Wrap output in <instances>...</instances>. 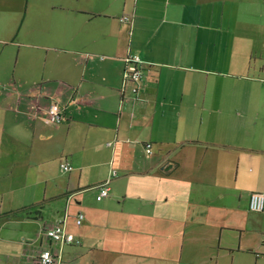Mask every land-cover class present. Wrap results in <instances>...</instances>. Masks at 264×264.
<instances>
[{"label": "crops", "instance_id": "0c3cea01", "mask_svg": "<svg viewBox=\"0 0 264 264\" xmlns=\"http://www.w3.org/2000/svg\"><path fill=\"white\" fill-rule=\"evenodd\" d=\"M37 1L0 0V170L53 162L65 181L46 180L37 217L0 211V264L47 248L59 264H264V212L249 208L264 192V0ZM65 217L80 244L44 234ZM28 219L43 224L33 249Z\"/></svg>", "mask_w": 264, "mask_h": 264}, {"label": "rangeland", "instance_id": "374dc122", "mask_svg": "<svg viewBox=\"0 0 264 264\" xmlns=\"http://www.w3.org/2000/svg\"><path fill=\"white\" fill-rule=\"evenodd\" d=\"M44 3L45 0H38L36 5L40 6L41 4L44 5ZM260 81L262 84H258V86L264 88V79ZM50 164L51 170H0V211L3 213L6 211H8L7 213H12L14 212L12 210L21 206L18 209L19 212H25L28 216L37 217L38 214H35V212H40L42 208H40V204H37L40 202L36 203L35 201L43 198L46 180L49 179V190L54 187L56 182L60 181L63 183L65 181V177L60 175L54 163L51 162ZM177 182L182 185V180H177ZM90 196L93 197L92 192H90ZM25 204L28 205L22 207ZM21 224L26 231L25 247L33 249L38 246L40 244L39 238L43 230L42 221L39 219H28L25 222H21ZM15 225H18V221H11V226ZM246 242L256 246L261 240L253 234L247 236ZM240 256L242 257L238 256V258H244L243 256L247 258L246 256L248 255L244 254ZM249 257L252 258L251 256Z\"/></svg>", "mask_w": 264, "mask_h": 264}, {"label": "built area", "instance_id": "2783aa9c", "mask_svg": "<svg viewBox=\"0 0 264 264\" xmlns=\"http://www.w3.org/2000/svg\"><path fill=\"white\" fill-rule=\"evenodd\" d=\"M122 21L131 20V16L125 14L121 17ZM144 67L143 61L138 55L130 54L127 57V65L124 70V88L128 85H132V90L138 92L139 88L143 85L144 80ZM64 109L62 105L57 100H51L49 102L45 121L53 128H59L61 123L64 120ZM147 151L152 152V144L148 143ZM61 167L64 171L72 170L73 166L70 162L65 161L61 164ZM117 175L116 170H113L111 175L103 182L99 183L96 187L99 190L98 199H103L109 195L110 192V183L114 176ZM249 208L254 212H264V192L262 191H253L249 199ZM83 213H79L78 223L81 224L83 219ZM44 234L55 241L60 242L61 244L76 243L80 244L81 240L78 239L72 232L67 230L66 226V217L59 219L54 224L44 228ZM59 258L53 253L49 248L44 249L39 255L38 262L39 264H59Z\"/></svg>", "mask_w": 264, "mask_h": 264}, {"label": "trees", "instance_id": "16d2710c", "mask_svg": "<svg viewBox=\"0 0 264 264\" xmlns=\"http://www.w3.org/2000/svg\"><path fill=\"white\" fill-rule=\"evenodd\" d=\"M41 206H40V208H42L43 207V205H42V203H39Z\"/></svg>", "mask_w": 264, "mask_h": 264}]
</instances>
